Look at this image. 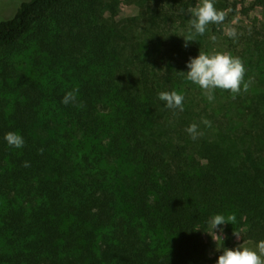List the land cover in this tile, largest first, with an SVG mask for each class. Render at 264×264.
Here are the masks:
<instances>
[{
    "label": "trees",
    "instance_id": "obj_1",
    "mask_svg": "<svg viewBox=\"0 0 264 264\" xmlns=\"http://www.w3.org/2000/svg\"><path fill=\"white\" fill-rule=\"evenodd\" d=\"M214 1L223 24L188 47L200 0H23L0 19V264H207L217 214L264 239V0ZM200 51L240 58L248 90L209 101L184 73Z\"/></svg>",
    "mask_w": 264,
    "mask_h": 264
},
{
    "label": "clouds",
    "instance_id": "obj_2",
    "mask_svg": "<svg viewBox=\"0 0 264 264\" xmlns=\"http://www.w3.org/2000/svg\"><path fill=\"white\" fill-rule=\"evenodd\" d=\"M187 12L191 14L189 33L187 35H178L183 36L185 41L184 47H188V42L196 41V35H203L208 31L210 24H223L226 15L223 11L216 9L214 0H200L195 7L189 8ZM192 29H194V32ZM225 34L232 38H235L237 35L235 29H228ZM187 68L189 69L187 72H181L186 73V79L203 90L204 95L209 101L215 98L214 92L216 89L230 91L233 94V98H235V95L241 92V85H243V91L245 92L250 85V81L245 82L244 80L246 69L242 60L232 56L230 53L215 52L209 55L200 51L196 57L189 59ZM77 91L72 90L67 92L62 98V103L66 105L75 103ZM158 97L159 100L165 103L167 108L183 111L184 96L177 91H162L158 94ZM78 106L82 107L83 105ZM202 123L205 126H211V122L207 119H202ZM186 131L193 140L203 135L196 123L191 124ZM4 139L9 146L15 148H22L25 143L23 137L13 131L7 132ZM40 151L42 152L43 149ZM24 166H29L28 162H25ZM235 222V214H230L227 218L224 215L217 214L210 220V225L217 236H222L218 235L215 230L221 225L234 224ZM220 232H223L222 228H220ZM233 234L237 238H240L239 233L233 232ZM214 240L216 241V239ZM216 248L220 250L217 247V241ZM216 264H264V239L257 243L255 249L246 247L243 243L234 249L223 247L222 254L218 256Z\"/></svg>",
    "mask_w": 264,
    "mask_h": 264
},
{
    "label": "rangeland",
    "instance_id": "obj_3",
    "mask_svg": "<svg viewBox=\"0 0 264 264\" xmlns=\"http://www.w3.org/2000/svg\"><path fill=\"white\" fill-rule=\"evenodd\" d=\"M21 1L23 0H0V19L10 16L12 12L16 10V8L18 7ZM214 4L217 10L219 11L224 10L219 2L214 1ZM138 10H139V6L135 2L130 1V3H127L126 5L121 7L119 11V16L124 17V16L134 15L138 12ZM188 33L189 32H185L186 35ZM216 40L217 41L215 43L220 44L221 41L219 39ZM217 46L218 45H216L215 47ZM220 228L223 229L222 233L220 232ZM215 231L217 232L218 235H222L223 237L217 236L210 225L205 235V240L208 243V252L210 256H213L217 252H220L222 254L223 247L234 249L243 243L244 246L255 249L257 245V243L252 241H245V242L238 241V238L234 236L232 233H229L224 226H219V228L216 229ZM211 235L213 236L214 239H216L217 247L220 248V250H217L216 241L212 238ZM216 260L207 264H216Z\"/></svg>",
    "mask_w": 264,
    "mask_h": 264
}]
</instances>
